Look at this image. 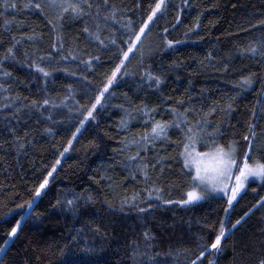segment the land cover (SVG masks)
I'll return each instance as SVG.
<instances>
[{
  "label": "trees",
  "instance_id": "16d2710c",
  "mask_svg": "<svg viewBox=\"0 0 264 264\" xmlns=\"http://www.w3.org/2000/svg\"><path fill=\"white\" fill-rule=\"evenodd\" d=\"M4 2L0 0V57L14 45L16 58L4 61L3 70L10 77L0 70V84L7 89H0V246L14 221L24 215L36 187L44 179L49 184L36 202V211L25 215L17 236L0 258L2 264H67L61 252L68 249L75 252L71 264H191L193 260L196 264L209 260L259 264L264 259V207L257 201L264 196V183L251 182L233 202L227 219L223 196L188 205L164 204L155 199V193L148 200L144 189H150L153 181L162 189L163 199L187 198L188 181L178 156L183 133L170 128V140L149 145L136 160L127 157L136 154L137 145L125 147L124 140L131 141L133 135L139 138L150 129L149 116L171 121L174 108L183 113L192 106L197 113L201 109L209 113L215 106L217 111L207 119L212 122L209 129L213 123L219 126L220 142L227 146L236 140L243 156L247 149L243 136L254 124L253 145L257 156H264V62L239 51L255 38L250 34L258 35L255 29H242L249 21L264 18V0H165V7L139 43L128 41L127 36L130 29L139 31L157 0H109L100 17L93 8L90 17L73 18L69 12L62 21L54 19L52 9L41 14L25 7L28 0H7L16 5L7 9ZM113 11L115 19L104 21L103 16ZM49 19L59 27L54 30ZM97 22L107 47L84 31L87 26L95 32ZM167 40L174 42L172 46ZM130 43L136 47L120 76L97 105L95 119L87 118L96 96L123 59L117 48L127 51ZM36 64L50 75L44 77ZM148 72L161 77L158 88L147 79ZM249 74H255L252 87H237ZM229 96L234 99L228 101ZM43 99L51 103L31 107L33 100ZM181 100L183 105L178 103ZM229 102L232 110L228 114L220 111ZM145 108L155 111L146 116ZM186 115L193 122L199 119L191 109ZM81 120L83 127L75 133ZM197 147L206 150L203 145ZM141 158L149 163V181L135 167ZM53 166L56 171L48 176ZM141 200L153 205L146 213L131 206L134 202L146 207ZM122 205L123 212L119 210ZM245 212L249 215L231 229ZM221 221L231 229L221 241L222 251L209 248L197 260L200 251L214 242ZM147 243L152 247L146 248ZM145 251L160 255L150 262L141 255Z\"/></svg>",
  "mask_w": 264,
  "mask_h": 264
},
{
  "label": "snow or ice",
  "instance_id": "6c2138e0",
  "mask_svg": "<svg viewBox=\"0 0 264 264\" xmlns=\"http://www.w3.org/2000/svg\"><path fill=\"white\" fill-rule=\"evenodd\" d=\"M109 5V0H96L93 3V0H45V2H33V0H28L25 7H31L36 10H39L41 14H44L46 9H52L55 11L54 19L56 21H62L65 18L66 13H71L73 18H82L84 16H92L93 13L90 11L95 8L97 11L95 13L96 17L101 16V9L107 8ZM4 7L7 9L8 7L15 8V3L8 4L7 0L4 2ZM114 8V6H112ZM165 7V0H157L153 8H151V12L147 17V21L143 22L139 27V31L136 29H130V34L127 36L128 41H135L139 43L141 37L145 34V29L149 27V23L153 22V18L157 16L158 12H161L162 8ZM110 19H115V13L109 12L107 15L103 16V20L107 21ZM199 18H197L198 21ZM7 22V21H6ZM48 23L52 25L53 29H57L59 27L58 24L53 23L52 19L48 20ZM196 27H199V23L197 22ZM250 29H255V38L250 39L247 46L240 48L239 51L242 55L250 54L251 56H259L261 62H264V18L256 19L255 21H249L248 26L243 28V31L248 32ZM85 32H88L89 35L95 37L96 40L99 41L101 45L107 47L105 44V40L101 39L99 32L101 31L100 23L96 24V31L90 32L89 28L86 26L84 28ZM165 32L168 31L167 28L164 29ZM31 39V37H29ZM59 39V36H57ZM110 43L115 45L116 40L108 37ZM169 46H172L174 43L172 40L166 41ZM19 43V41H17ZM136 43H130L127 51L122 48H117V52L123 56V59L120 60L119 64L116 65L114 71L111 76L107 78V83L103 86V89L99 92V94L95 98V103L91 105V108L87 111V118L95 119L93 116V112L96 110L97 105L101 103V100L104 98V93L108 92L109 88L112 86L113 82L116 79L117 73L121 71V68L124 67V62L129 59V53L133 51V48L136 47ZM175 43H181V41H176ZM14 45L12 47H8L6 53L3 57H0V70H3L4 61L9 59H15L16 53L14 52ZM56 47V45H53ZM51 55V54H50ZM207 57L210 59H214L212 57V53H208ZM75 58V57H73ZM43 60V57H40ZM61 59H68L67 56H61ZM95 59H99V57H95ZM33 65H29L32 67ZM36 70L39 73H42L44 77H48L50 73L45 70L44 67H41L39 64L35 65ZM75 75V73H72ZM3 75L11 76L12 74L6 70H3ZM124 75H128V72L125 71ZM147 79L154 83L155 87H159L161 84V77L159 75H154L151 72H148ZM255 74H249L246 77H243L240 84L237 87L245 89L251 88L254 83ZM86 79V77H85ZM71 87V86H69ZM0 89H4V86L0 84ZM7 91V89H4ZM228 101L234 99V97L229 96ZM51 101L49 99H43L42 102H37L33 100L31 102V107H35L39 109L42 105H48ZM180 105L184 104V101H178ZM56 107V105H52ZM4 107H8L7 104ZM193 112L194 115H199V119L195 120V122L188 119L186 115L189 110ZM232 110V103H227L225 108H221L220 111L228 114ZM264 110V109H262ZM19 111V109H17ZM150 111H155V109H144V113L146 116L149 115ZM217 111L215 106L209 109V113H204L203 109L200 110L199 113L196 112V109L192 106L189 108H185L184 112L181 113L178 109L174 108L172 110L173 119L171 121H157L154 117H150L152 120L150 125V129L146 128L143 135L137 138L133 135L132 140L129 141L127 137H125L124 143L125 147L128 146L129 143L137 145V152L135 155H130L127 158L129 160H136L140 155V151H147L148 146H155L156 141L164 140L168 141L171 139L169 136L170 128L180 129L183 133V139L181 141V150L178 152V156L182 158V167L185 170L184 175L187 177L188 188L189 190L186 192V199H181L180 201H173L171 199H163L160 195L162 189L155 186V181H153V186L149 188H145L144 191L147 192L148 200L153 198V194L155 193L156 200H162L164 204H173L178 203L182 205L194 204L201 200H204L209 194H217L226 197L225 204L227 207L223 209L225 218H228L229 210L233 208V202L237 201V197L245 190V188L249 184L250 178H255L262 183H264V156H257L258 149L254 148L253 142L256 139V131L255 125H249L247 133L243 136V140L247 141V149L243 153V156L240 155L238 150V144L236 140L230 141L227 146L220 142V128L218 125L212 124L211 129H209V124L212 123L207 119V116L211 112ZM252 117H256V113H252ZM49 119L52 117L49 116ZM84 121H80V127H77L75 133L80 132V128L83 127ZM122 124L126 126V122L122 121ZM183 125V127H181ZM75 133L73 134V139H75ZM198 145H203L205 147V151L198 150ZM71 146V142H69V147ZM20 148H23L24 145L20 144ZM65 152L68 151V148L64 149ZM251 154V155H250ZM63 156V153H61ZM159 162V161H157ZM57 165L60 164V160H56ZM135 167L140 170L144 176L145 181H149L152 177L149 175L147 169L149 167V163L145 162V158H141L140 161L135 165ZM153 169H155V164L152 165ZM56 168L53 166L52 171L48 173V176L52 175V172H55ZM49 184L48 179H44L42 183L39 184L35 189L33 199L26 202V211L24 215H19V218L14 221L15 226L11 227L10 232L8 233V239L3 242V246H0V255L5 254V250L9 245V242L12 238L17 236L18 230L21 228V222L24 220L25 215L31 216L32 213L36 211L38 205L36 204V199L41 197V193ZM255 191V189H252ZM136 197L132 198L135 201ZM59 203V201H58ZM69 205L73 203V201H67ZM141 203H146V207H140L139 204L132 203V207L136 209L138 213H146L149 209L153 207L152 203H149L145 200H141ZM257 204L260 207H264V196L260 197L257 201ZM18 208H24V205H18ZM112 207V205H110ZM253 207H256L255 205ZM121 212L124 211V206L122 205L119 209ZM251 209L249 210V212ZM249 212H245L243 216L239 219L235 220V223L231 224V229H235L237 225L241 224V221L244 220L246 216L249 215ZM231 229L225 227L224 221L220 222L218 234L215 236L214 242L210 244L208 248L200 251L197 260L205 256V252L210 249L215 250L217 253L222 251L221 241L224 239L225 234L230 232ZM146 238H149V234L147 232L144 233ZM151 239V238H149ZM67 247V246H66ZM151 243L146 244V248H151ZM171 253H169L170 255ZM135 256L136 253L134 252ZM143 256H148L150 262L155 261V256L160 255L159 253H154L149 255L147 251L142 253ZM75 256V252L71 249L67 251L61 252V257L67 259V264H71V257ZM2 264V261H0ZM191 264H196V260L191 261ZM208 264H214V261L209 260ZM259 264H264V259L259 261Z\"/></svg>",
  "mask_w": 264,
  "mask_h": 264
},
{
  "label": "rangeland",
  "instance_id": "374dc122",
  "mask_svg": "<svg viewBox=\"0 0 264 264\" xmlns=\"http://www.w3.org/2000/svg\"><path fill=\"white\" fill-rule=\"evenodd\" d=\"M123 68V67H122ZM122 68H121V71L119 72V73H117V76H116V79H115V81L117 80V78L120 76V74H121V72H122ZM114 81V82H115ZM113 82V83H114ZM253 181H259V180H257V179H255V178H250V180H249V184L251 183V182H253ZM248 184V185H249ZM47 187V186H46ZM248 187V186H247ZM247 187L245 188V190L240 194V195H242L245 191H246V189H247ZM46 189V188H45ZM44 189V190H45ZM44 190H43V192H44ZM43 192L41 193V196H42V194H43ZM219 196H222V195H217V194H209L204 200H206V199H209V198H214V197H219ZM40 198H37L36 199V202L39 200ZM201 201H203V200H201ZM14 238H12V240H13ZM12 240L9 242V245L11 244V242H12ZM8 245V246H9ZM8 248V247H7ZM6 248V249H7ZM6 251V250H5ZM1 256L2 255H0V258H1Z\"/></svg>",
  "mask_w": 264,
  "mask_h": 264
}]
</instances>
